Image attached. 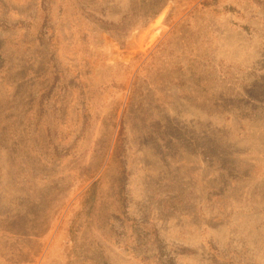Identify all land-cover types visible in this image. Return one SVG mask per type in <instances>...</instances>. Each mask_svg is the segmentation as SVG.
<instances>
[{
  "label": "rangeland",
  "instance_id": "rangeland-1",
  "mask_svg": "<svg viewBox=\"0 0 264 264\" xmlns=\"http://www.w3.org/2000/svg\"><path fill=\"white\" fill-rule=\"evenodd\" d=\"M0 264H264V0H0Z\"/></svg>",
  "mask_w": 264,
  "mask_h": 264
},
{
  "label": "trees",
  "instance_id": "trees-1",
  "mask_svg": "<svg viewBox=\"0 0 264 264\" xmlns=\"http://www.w3.org/2000/svg\"><path fill=\"white\" fill-rule=\"evenodd\" d=\"M157 13H159V10L155 11L154 15L157 14ZM97 185H98L97 181L93 182V184L90 186V188L87 191V196L90 195V194H93V195L95 194V192L97 191Z\"/></svg>",
  "mask_w": 264,
  "mask_h": 264
}]
</instances>
